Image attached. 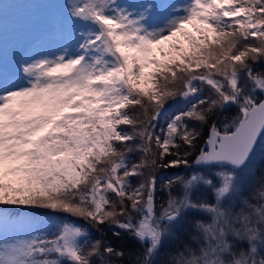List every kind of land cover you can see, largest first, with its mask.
I'll return each mask as SVG.
<instances>
[{"label": "snow or ice", "instance_id": "6c2138e0", "mask_svg": "<svg viewBox=\"0 0 264 264\" xmlns=\"http://www.w3.org/2000/svg\"><path fill=\"white\" fill-rule=\"evenodd\" d=\"M46 38L0 70V264H264V0H65Z\"/></svg>", "mask_w": 264, "mask_h": 264}, {"label": "rangeland", "instance_id": "374dc122", "mask_svg": "<svg viewBox=\"0 0 264 264\" xmlns=\"http://www.w3.org/2000/svg\"><path fill=\"white\" fill-rule=\"evenodd\" d=\"M48 1L0 0V70L10 68L37 43L40 51L57 48V40L46 38L56 17L55 7Z\"/></svg>", "mask_w": 264, "mask_h": 264}, {"label": "trees", "instance_id": "16d2710c", "mask_svg": "<svg viewBox=\"0 0 264 264\" xmlns=\"http://www.w3.org/2000/svg\"><path fill=\"white\" fill-rule=\"evenodd\" d=\"M64 2H65V0H49L48 1V3H50L51 5H54L55 8L53 10H54L56 16H58L60 14V12L62 11L61 7H62ZM234 111H235L234 107L227 110L228 113H233ZM220 119H223V117H220ZM205 131H206V129H205ZM78 223H83V221H78Z\"/></svg>", "mask_w": 264, "mask_h": 264}]
</instances>
